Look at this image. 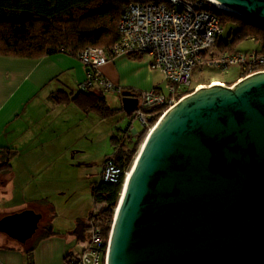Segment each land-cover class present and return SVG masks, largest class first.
<instances>
[{
    "label": "water",
    "instance_id": "1",
    "mask_svg": "<svg viewBox=\"0 0 264 264\" xmlns=\"http://www.w3.org/2000/svg\"><path fill=\"white\" fill-rule=\"evenodd\" d=\"M216 1L264 25V0ZM122 99L126 114L138 107L131 90ZM121 194L108 264H264V71L203 86L165 112ZM42 218L8 214L0 232L26 243Z\"/></svg>",
    "mask_w": 264,
    "mask_h": 264
},
{
    "label": "crops",
    "instance_id": "2",
    "mask_svg": "<svg viewBox=\"0 0 264 264\" xmlns=\"http://www.w3.org/2000/svg\"><path fill=\"white\" fill-rule=\"evenodd\" d=\"M102 72L124 90L139 93L156 87L144 55L113 58ZM86 76L87 68L78 57L63 51L38 59L0 55V219L25 209L43 215L41 228L26 243L0 232V264H30L29 250L33 264H65L69 254L86 246L75 230L80 222L87 224L92 207L71 203V190H53L54 180L66 179L55 165L70 168L72 147L77 148L75 157L85 156L79 144L88 143L93 135L84 124L92 126L103 117L74 101L52 99L58 91L78 93ZM46 227L54 233L42 236Z\"/></svg>",
    "mask_w": 264,
    "mask_h": 264
},
{
    "label": "built area",
    "instance_id": "3",
    "mask_svg": "<svg viewBox=\"0 0 264 264\" xmlns=\"http://www.w3.org/2000/svg\"><path fill=\"white\" fill-rule=\"evenodd\" d=\"M216 9L219 8L210 0H149L128 3L119 19L118 41L109 48L89 46L78 53V59L87 68V76L79 84V89L105 93L116 91L122 94L124 89L103 74V66L122 55L152 56L150 67L163 73L167 92L154 87L138 93V107L129 116L131 121L128 126V133H137L138 130L132 123L137 121L142 128L149 127L152 113L148 110L165 105L167 112L182 98L198 89H192L197 69L239 66L242 72L247 73L245 77L264 71V55L256 50L231 53L216 48L225 32ZM113 148L115 154L118 147L113 144ZM114 154L104 161L102 182L124 181L129 170L117 164ZM106 207L105 202L95 200V207L87 221L86 246L68 264H108L110 236L106 239L102 226Z\"/></svg>",
    "mask_w": 264,
    "mask_h": 264
},
{
    "label": "trees",
    "instance_id": "4",
    "mask_svg": "<svg viewBox=\"0 0 264 264\" xmlns=\"http://www.w3.org/2000/svg\"><path fill=\"white\" fill-rule=\"evenodd\" d=\"M147 1L149 0H0V55L38 59L62 51L77 56L89 46L109 48L120 37L118 23L124 7L130 2ZM216 13L224 27L231 24L234 26L229 39L222 37L218 40L216 48L219 51L233 52L239 43L251 37L259 44L256 51L264 55V25L223 8L216 9ZM242 74L241 77L246 76V73ZM134 93L138 95L137 92ZM52 99L56 103L74 101L84 111H94L103 118H109L118 111L109 105L105 92L99 90H80L73 95L58 91L52 94ZM166 110L165 105L148 110L152 113L150 125L155 124ZM146 129L147 127L142 128L140 134ZM127 135L122 138L117 134L112 136L113 144L118 147L114 159L125 168L132 164L140 139L139 136ZM123 182L100 181L92 188L94 199L107 204L102 217L106 239H109L112 231ZM53 233L51 227H46L42 236ZM75 234L80 241L86 242L88 225L80 222ZM28 253L31 257L30 264H33L32 250ZM73 256L74 254H69L65 264Z\"/></svg>",
    "mask_w": 264,
    "mask_h": 264
},
{
    "label": "rangeland",
    "instance_id": "5",
    "mask_svg": "<svg viewBox=\"0 0 264 264\" xmlns=\"http://www.w3.org/2000/svg\"><path fill=\"white\" fill-rule=\"evenodd\" d=\"M232 27L234 28L232 24L225 27L223 38L229 39V35ZM258 49H259V44L253 38L250 37L239 43L236 50L233 51V53L239 51L249 52L251 50H258ZM144 59L150 60L151 62L153 60V57L150 56L149 54H145ZM152 70L154 71L153 75L155 78L156 87H158L161 91L163 90L167 92V82L165 80L163 73L159 69H152ZM242 73L243 72L241 71L239 66H231L227 69H222L217 67L200 68L197 69L195 72L192 89L195 90V88L198 87L199 85L208 86L214 80H219L221 83H224L225 85H229L231 83L234 84L238 81L239 77L243 75ZM106 93L109 102L114 107H117L118 110L117 113L109 118H103L102 122L96 121L92 123L93 124L92 126L89 123H87L86 125L84 124V126L86 127L90 126L92 128V130H90V128H87V131L88 132L91 131L90 135H93V138H89L88 143L81 142L79 144V147H82L81 150L85 151V156L78 155L77 157H75L74 156L75 153L73 154V150H76L77 148L72 147V151L70 155L71 162L69 163L70 168H63L62 167L63 164L55 165V168H57L56 169L57 174L62 172L66 176L65 177L66 179L63 178V179L54 180L56 183V188H54L53 190H60V189L71 190V203H75L76 205L79 203L81 204V206L84 205L85 206L84 208L90 205L92 207V210L95 207V199L93 198V193H92L93 185L101 181L103 164L106 157L112 156L114 154L112 134L113 135L117 134L119 130H122L121 134L119 133L118 136L121 138L125 137V134L127 135L128 133V126L130 125V121H131V118L123 110L122 94H119L116 91H108ZM132 124L138 130L139 133L138 132L131 133L130 131V133L128 134H132L131 136L133 137L139 136L140 138L138 150L135 155L136 157L142 143L148 136V133L150 132V129L154 124L147 127V129L143 131V133L141 134L140 132L142 131V126L140 122L135 121ZM98 130H100V135H101L100 139L98 138L99 136ZM87 137H89V135ZM94 137H96V141L94 140ZM83 145H85V148H83ZM115 145L117 146V144ZM117 149L118 148H116L115 152H117ZM133 162L129 166V169L132 167ZM63 181H64V186L63 184H61V182ZM58 187H63V188H58Z\"/></svg>",
    "mask_w": 264,
    "mask_h": 264
},
{
    "label": "bare ground",
    "instance_id": "6",
    "mask_svg": "<svg viewBox=\"0 0 264 264\" xmlns=\"http://www.w3.org/2000/svg\"><path fill=\"white\" fill-rule=\"evenodd\" d=\"M215 6H217V8H223V9H225L226 7L225 6H223L222 4H220L219 2H217L216 0H210ZM217 84H223V83H221L220 81H213L212 83H211V85H217ZM203 86L202 85H200V86H198V89H200V88H202ZM153 129V126H152V128L150 129V131ZM150 133V132H149ZM148 133V134H149ZM147 138V137H146ZM146 140V139H145ZM145 140H144V142H145ZM144 142L142 143V145H141V147H140V150H141V148L143 147V145H144ZM130 175H131V168L128 170V172H127V174H126V180H125V182H124V185H123V189H122V194H123V192H124V190H125V187H126V185H127V181H128V179H129V177H130ZM121 194V195H122Z\"/></svg>",
    "mask_w": 264,
    "mask_h": 264
},
{
    "label": "clouds",
    "instance_id": "7",
    "mask_svg": "<svg viewBox=\"0 0 264 264\" xmlns=\"http://www.w3.org/2000/svg\"><path fill=\"white\" fill-rule=\"evenodd\" d=\"M240 80H242V79H240Z\"/></svg>",
    "mask_w": 264,
    "mask_h": 264
}]
</instances>
